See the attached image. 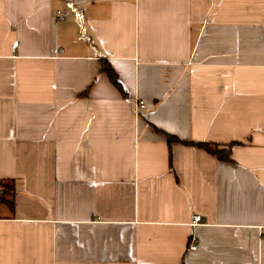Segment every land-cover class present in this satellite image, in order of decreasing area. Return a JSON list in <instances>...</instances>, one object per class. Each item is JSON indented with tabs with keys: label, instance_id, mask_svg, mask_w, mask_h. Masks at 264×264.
<instances>
[{
	"label": "crops",
	"instance_id": "crops-1",
	"mask_svg": "<svg viewBox=\"0 0 264 264\" xmlns=\"http://www.w3.org/2000/svg\"><path fill=\"white\" fill-rule=\"evenodd\" d=\"M5 180L0 264H264V0H0Z\"/></svg>",
	"mask_w": 264,
	"mask_h": 264
},
{
	"label": "trees",
	"instance_id": "trees-1",
	"mask_svg": "<svg viewBox=\"0 0 264 264\" xmlns=\"http://www.w3.org/2000/svg\"><path fill=\"white\" fill-rule=\"evenodd\" d=\"M101 72L106 73L108 77L110 78L111 82L122 92L124 93L123 87L121 85V82L119 81V77L116 74L115 70L111 66V64L107 61H101ZM161 132V131H159ZM163 133V132H161ZM166 138L167 142L170 146V165L172 166V146L177 143L185 144L188 146L196 147L199 149H202L206 151L207 153L211 154L214 156L216 159L219 161H224V162H231V152L232 148L235 146V144H231L228 148L222 149L219 145L217 144H211V143H198V142H185L181 141L179 138L172 136L170 134L163 133ZM0 211L1 209H6L10 212H13L14 210V196H15V186L14 182L5 180V181H0ZM2 211L0 212L1 215Z\"/></svg>",
	"mask_w": 264,
	"mask_h": 264
},
{
	"label": "built area",
	"instance_id": "built-area-1",
	"mask_svg": "<svg viewBox=\"0 0 264 264\" xmlns=\"http://www.w3.org/2000/svg\"><path fill=\"white\" fill-rule=\"evenodd\" d=\"M64 13L63 12H58V15H57V17L59 18V19H64ZM18 46V42H16V43H14V47L16 48ZM140 107H144V102H138V108H140ZM200 222H202V217L201 216H199V215H195L194 217H193V224L194 225H197L198 223H200ZM193 242H194V245L192 246V250H196L197 249V246H196V243H197V240H196V238H193Z\"/></svg>",
	"mask_w": 264,
	"mask_h": 264
},
{
	"label": "water",
	"instance_id": "water-1",
	"mask_svg": "<svg viewBox=\"0 0 264 264\" xmlns=\"http://www.w3.org/2000/svg\"><path fill=\"white\" fill-rule=\"evenodd\" d=\"M0 194H1V191H0Z\"/></svg>",
	"mask_w": 264,
	"mask_h": 264
},
{
	"label": "rangeland",
	"instance_id": "rangeland-1",
	"mask_svg": "<svg viewBox=\"0 0 264 264\" xmlns=\"http://www.w3.org/2000/svg\"><path fill=\"white\" fill-rule=\"evenodd\" d=\"M1 212V211H0Z\"/></svg>",
	"mask_w": 264,
	"mask_h": 264
}]
</instances>
